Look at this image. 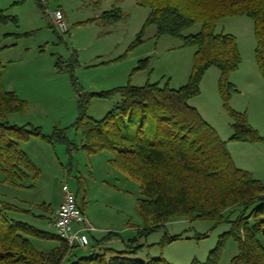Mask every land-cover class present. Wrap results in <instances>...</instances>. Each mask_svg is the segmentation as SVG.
I'll return each instance as SVG.
<instances>
[{
    "label": "trees",
    "instance_id": "trees-1",
    "mask_svg": "<svg viewBox=\"0 0 264 264\" xmlns=\"http://www.w3.org/2000/svg\"><path fill=\"white\" fill-rule=\"evenodd\" d=\"M136 1L139 6L148 7L150 14L131 49L144 42V32L151 26L157 28L158 37L171 36L181 40L183 48L194 47L189 82L180 89L171 88L169 83L147 82L144 86L129 83L108 91L80 94L79 116L74 127L82 141L77 145L68 138L67 130L59 127L45 135L41 127L9 122L10 115L26 113L27 102L5 88L4 66L0 64V171L10 186L35 187L40 171L20 146L31 138L67 145L69 153L110 152L111 164L140 187L137 213L144 228H138L137 237L127 242L124 250L112 248L111 241L120 234L109 232L95 240L92 252L79 256L80 248H71L57 234L15 218V215H33L31 209L0 197V264H170L163 257L147 260L136 257L144 249L140 244L142 238L180 217L230 226L207 260H194L192 264H220L229 239H234L239 247L229 264H264V184L235 164L227 142L189 104L201 94V83L208 70L219 69V93L233 120L229 141L264 143V137L249 123L247 113L229 106L231 96L239 93L229 78L240 68L242 57L235 36L216 32L217 24L223 19L251 18L257 43L256 59L264 77V0ZM121 16L118 9H113L102 18L117 21ZM13 21L17 19L0 10V24ZM197 24L202 25L199 33L184 34ZM149 62L150 58L140 61L134 72L147 70ZM94 99H115L103 119L89 115ZM50 221L53 223L52 218ZM179 238L170 237L162 243ZM32 239L56 241L57 246L42 252Z\"/></svg>",
    "mask_w": 264,
    "mask_h": 264
},
{
    "label": "rangeland",
    "instance_id": "rangeland-1",
    "mask_svg": "<svg viewBox=\"0 0 264 264\" xmlns=\"http://www.w3.org/2000/svg\"><path fill=\"white\" fill-rule=\"evenodd\" d=\"M48 2L45 10L36 0H26L9 13L17 15V22L0 24V47L9 48L3 59L11 60L3 70L5 87L27 102L26 113L13 114L15 116L9 118L12 125L41 127L45 135L52 134L59 127L67 130L71 141L81 145V135L74 127L79 116L80 94L108 91L129 83L144 86L147 82L169 83L171 88L180 89L189 82L194 47L180 48L179 39L167 35L158 37L157 28L151 26L144 32V42L131 49L150 14V9L139 6L136 0ZM113 9L121 12L120 19L109 21L102 18L105 12ZM57 10L64 13L70 29L62 36L56 32L48 16ZM254 29L251 18L240 16L221 20L216 32L235 36L242 57L240 68L229 78L241 93L231 96L229 106L237 112L247 113L249 123L264 137V77L256 59ZM201 30L202 25L197 24L184 34L193 35ZM147 58H150L148 69L134 72L139 62ZM220 77L219 69H209L201 83V94L189 104L197 108L205 121L227 142L238 167L251 162L253 168L264 173V143H255L254 147L249 143L229 141L233 134V120L219 93ZM114 102L115 99H94L89 115L97 120L103 119ZM22 143L21 149L40 171L35 187L10 186L4 182L5 176L0 171V197L29 208L33 213L20 219L39 230L56 234L50 218L54 219L53 210L63 197L64 185H67L76 194L78 205L86 211L90 223L98 230L91 237L89 249L79 253L92 252L95 240L102 239L109 232L120 234V239L113 241L112 248L124 250L127 242L137 237L138 228H144L137 213L140 187L108 161L112 155L110 152L90 155L79 150L69 153L67 145H52L38 138ZM258 147H261V153L257 151ZM229 229L228 224L216 226L209 221L176 218L161 230L142 238L140 244L144 249L136 258L163 257L170 264H192L194 260L205 262L218 245L220 236ZM174 236L181 238L163 244ZM32 241L40 251L57 245L56 241ZM238 252L236 241L229 239L220 264H229Z\"/></svg>",
    "mask_w": 264,
    "mask_h": 264
},
{
    "label": "built area",
    "instance_id": "built-area-1",
    "mask_svg": "<svg viewBox=\"0 0 264 264\" xmlns=\"http://www.w3.org/2000/svg\"><path fill=\"white\" fill-rule=\"evenodd\" d=\"M36 2L47 10L48 0H36ZM48 16L52 26L60 36L70 31L62 11L57 10L54 13H48ZM63 197V203L53 219L56 234L66 241L71 248L87 249L92 244L91 237L98 230L83 213L78 205L76 194L67 185L63 187Z\"/></svg>",
    "mask_w": 264,
    "mask_h": 264
},
{
    "label": "crops",
    "instance_id": "crops-1",
    "mask_svg": "<svg viewBox=\"0 0 264 264\" xmlns=\"http://www.w3.org/2000/svg\"><path fill=\"white\" fill-rule=\"evenodd\" d=\"M26 0H0V10L1 11H4L5 12V14L7 15V16H10V17H13V18H16L17 17V15L16 14H9V13H11V11H13V9H15L16 7H17V5H20V4H23L24 2H25ZM30 2H32V1H30ZM15 6V7H14ZM18 18V17H17ZM16 18V19H17ZM18 20V19H17ZM8 46H4V47H0V64H2L3 66H4V69H5V67H7V65L9 64V63H11V60L10 59H7V60H4L3 59V56H4V54L7 52V49H9V48H7ZM178 47H180V48H183L182 47V41L180 40V45L178 46ZM6 74H5V72H3V82L5 81V76ZM205 77V76H204ZM166 84V83H165ZM4 85H5V83H4ZM183 87V86H182ZM6 88V87H5ZM7 89V88H6ZM8 90V89H7ZM10 91V90H9ZM240 91V90H239ZM239 93H241V91L239 92ZM195 108V107H194ZM197 109V108H196ZM198 110V109H197ZM111 111V110H110ZM109 111V112H110ZM199 111V110H198ZM108 112V113H109ZM201 114V113H200ZM13 116H15V115H10L9 116V118H12ZM252 126V125H251ZM34 142H36V140H34ZM241 143H249V144H251L252 146H254L253 144H255V143H250V142H241ZM20 146H21V148H23V143H21L20 144ZM255 147V146H254ZM257 151L259 152V153H261L262 151H261V147H258V149H257ZM25 152V151H24ZM26 153V152H25ZM27 154V153H26ZM28 155V154H27ZM111 159H112V155H111V157H110V155H109V157H108V161H111ZM32 160V159H31ZM33 161V160H32ZM235 163H236V161H234ZM251 163V162H250ZM250 163L247 165L246 164V166H239V168H241V169H244V170H247V171H249V172H251L252 174H253V176L256 178V179H258V180H260L263 184H264V173H262V172H260L261 170L260 169H257V168H253L251 165H250ZM36 165V164H35ZM38 168V167H37ZM93 180H97L96 178H94ZM5 200V199H4ZM63 200H64V197H61V199L59 200V202H58V204L56 205V208L53 210V213H54V215L56 214V212H57V210L60 208V206L62 205V203H63ZM7 201V200H6ZM9 202V201H8ZM12 203V202H11ZM20 203H22V204H20V205H25V203L23 204V202H20ZM15 204V203H14ZM17 205H19V204H17ZM81 208V207H80ZM82 209V208H81ZM85 214H86V211L84 212ZM87 215V214H86ZM25 216H29V215H25ZM15 218H17V219H20V218H23V216H21V215H15ZM20 220H22V219H20ZM23 221H25V220H23ZM52 221H50V223H51ZM27 223V222H26ZM44 231V230H43ZM118 239H120V238H118ZM100 240V239H99ZM114 241V240H113ZM113 241H111V246H112V244H114L115 242H113ZM33 242V241H32ZM33 244H34V242H33ZM57 246V245H56ZM56 246H54V247H51V248H47V250L45 249L44 251H42V252H49V251H51L53 248H55ZM89 248H87V249H79L78 250V255L80 256V255H84L85 253H79L80 251H83V250H88ZM40 251V250H39Z\"/></svg>",
    "mask_w": 264,
    "mask_h": 264
}]
</instances>
